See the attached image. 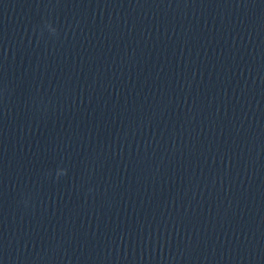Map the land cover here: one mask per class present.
I'll return each instance as SVG.
<instances>
[{
	"label": "water",
	"instance_id": "obj_1",
	"mask_svg": "<svg viewBox=\"0 0 264 264\" xmlns=\"http://www.w3.org/2000/svg\"><path fill=\"white\" fill-rule=\"evenodd\" d=\"M0 264H264V0H0Z\"/></svg>",
	"mask_w": 264,
	"mask_h": 264
},
{
	"label": "clouds",
	"instance_id": "obj_2",
	"mask_svg": "<svg viewBox=\"0 0 264 264\" xmlns=\"http://www.w3.org/2000/svg\"><path fill=\"white\" fill-rule=\"evenodd\" d=\"M44 29H47V31L52 34L53 36H56L58 35V30L56 27L53 26V24L50 22V21H45L44 22V25H43V28L41 29V35H43V30ZM64 175H67V170L66 169H59L56 173V177L57 179H59L60 176H64Z\"/></svg>",
	"mask_w": 264,
	"mask_h": 264
}]
</instances>
